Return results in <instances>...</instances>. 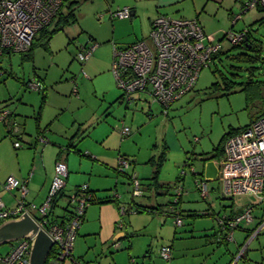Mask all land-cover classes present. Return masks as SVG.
Listing matches in <instances>:
<instances>
[{
    "label": "rangeland",
    "instance_id": "1",
    "mask_svg": "<svg viewBox=\"0 0 264 264\" xmlns=\"http://www.w3.org/2000/svg\"><path fill=\"white\" fill-rule=\"evenodd\" d=\"M123 1H86L76 10L77 22L56 32L48 42L45 37L39 41L37 39L40 36L37 37L32 57L28 58L26 55L16 53L5 54L0 60V106L11 112V117L24 134L22 145L25 148H28L27 141L30 138L35 140L36 136L38 137L35 118L42 107L44 89L47 100L41 110V127L49 128L47 138L44 137L50 143L53 144L54 140L51 139L53 136L57 137L59 145L68 144L69 139L75 138L79 125L87 122V127L83 131L90 128L91 130L87 132V135H90L86 140L79 137L75 142L90 154V158L70 154L78 158L77 169L83 165L84 174H80L75 181H79L80 176L82 181L83 177L89 173L91 168L86 163L92 165L97 163L105 168V164L101 162L106 161L102 158L100 160L96 154L97 150L91 151L89 147L92 149L91 145L98 146L95 138L102 133L106 135L108 127L117 124L114 126L117 134L116 150L120 149V152H117L116 176L120 182L114 183L117 192H112L113 197L116 196V199L122 203L124 200L134 199L132 180L119 171L120 157L128 159L129 165L125 172L128 175H135L141 183L146 184L153 181L149 179L154 176L159 158L164 154L166 159L158 181L160 184L165 183V186L172 185L170 189L172 195L171 193L158 196L154 194L153 203L163 205L164 210H168V203L174 199L172 189L175 185L183 183V181L176 182L182 176V172L186 173L183 177V187L186 192L184 199H189L188 195L195 193L191 199L196 197L195 199L201 200L200 194L195 190L192 169L199 174L197 175L199 178L206 166L207 170L209 167L208 174H212L211 181H214L218 176L214 163L221 158L216 154L220 151L218 147L222 139L230 131H242L264 112V11L256 9L244 12L242 7L245 0H179L163 8H168L167 16L174 19H198L206 36L204 43H221L223 46L221 52L223 54L217 55L213 64L203 69L195 89L174 103L166 112L161 105L153 103L149 95L134 96L137 99L135 103H133L134 100L128 103L121 98L123 93L118 88L112 72L113 49L115 46L127 47L135 43L137 39H141L143 35L148 36L150 20L153 19L154 13V16L156 15L159 0H127L126 3H130L128 7H137V11L139 9L136 18L132 21L131 19L127 21L111 19V13L116 11L118 6L124 7ZM152 11L153 13L150 14ZM239 15L241 19L233 26L234 19ZM53 29L54 25L49 28V31ZM245 29L250 30L255 43L261 49L259 60L253 65L257 68L253 73L246 70L247 67H251L250 65L230 59L242 51L233 49L226 35L232 30L240 32ZM90 38L95 40L98 47L88 62L81 63L76 56ZM92 61L90 68L89 64ZM232 67L244 70L237 71ZM106 70H110L111 75L105 72ZM217 71L225 75L227 80L222 82L221 75ZM235 74L237 76H234ZM228 81L235 83L234 93L222 95L221 90L212 87L216 82L223 85ZM30 82L39 84L41 93L27 88L25 84ZM117 99L121 100L122 105L117 102ZM106 112L111 115L110 122L105 120ZM124 128H129L130 136L121 139L120 135ZM8 137L10 141L17 140L11 134ZM99 147L103 148L104 145ZM95 157L97 159L94 160ZM101 170L103 169H96V175L92 174V176L98 179L101 176ZM205 180L210 179L205 178ZM209 184L217 187L215 182ZM79 185L82 187L87 183L80 182ZM164 190L166 191L164 188H159L161 192ZM220 200L223 201L221 196ZM244 200L246 199H236V201ZM137 201L141 202V199ZM248 201L257 204L253 197ZM145 202L150 203V200L146 199ZM223 203L230 204L231 200H224ZM121 206L127 208L126 204ZM262 208L264 203L257 204L254 216L261 214ZM66 209L71 210L68 199L64 197L59 200L54 211L57 215H62L66 213ZM122 218L119 210L116 227ZM197 219L205 220L206 218ZM144 220L136 217L134 213H129L124 216L125 223L122 230L129 233L135 226L142 225ZM174 220L175 218L159 213L151 227L145 230L143 235L134 238L136 249L141 248L139 252L142 251L140 258H136L138 264L143 262V255L151 244L155 251L160 250L161 246L172 244L175 233L181 231L180 228L175 229ZM254 227L253 223L250 228ZM240 236L242 237V234L237 233L235 237L239 239ZM102 240L99 236H92L88 242L91 251L85 258L86 262L130 264L131 252L123 250L122 241L120 242L122 250H117L114 240H109L105 247L102 246ZM189 241L188 239L187 242ZM255 241L254 245L262 244L258 245L260 249L254 250V256L250 255L253 251H248V255L241 264L257 262L263 264L261 255H264V232L259 240L257 238ZM231 244L233 245L228 243V245ZM12 245L0 247V254H7ZM156 257L158 264H167L158 256Z\"/></svg>",
    "mask_w": 264,
    "mask_h": 264
},
{
    "label": "built area",
    "instance_id": "2",
    "mask_svg": "<svg viewBox=\"0 0 264 264\" xmlns=\"http://www.w3.org/2000/svg\"><path fill=\"white\" fill-rule=\"evenodd\" d=\"M63 0H0V59L7 52L26 54L30 51L39 33L57 16ZM264 9V0H245L243 11ZM130 8H118L111 13L112 19H131ZM241 19L236 16L233 26ZM248 29L240 32L230 31L226 37L232 46L241 44L248 36ZM204 30L198 19H174L167 15L158 16L152 23L147 39L137 41L127 47L113 49L112 72L118 88L122 91V99L130 103L136 94H148L154 103L161 105L167 112L172 105L195 89L201 72L209 68L214 57L222 51V44L204 43ZM98 44L89 40L80 48L76 59L81 63L88 62ZM28 87L40 90V85L30 82ZM12 116L6 109L0 110V123H5ZM11 135L18 138L21 130L15 122ZM130 135L129 128H124L122 137ZM19 138L14 147L19 149L22 143ZM39 142L46 143L43 136ZM223 159L219 163L220 171L217 181L220 183L222 199H234L247 196L256 199L257 204L264 203V112L253 120L249 126L238 134L231 136L224 144ZM128 159L120 157L118 168L125 172ZM193 174H196L192 169ZM68 171L66 165L58 162L55 166V176L50 187L48 198L41 206L28 204L27 183L8 177L4 189L7 192L18 191L21 200L16 208H6L0 199V224L9 219L20 217L24 213L33 216L39 227L43 229L54 242L55 257L50 264H81L74 259V247L77 234L86 210L91 205L92 194H88V185L80 187L77 194L68 199V218L62 223L52 220L53 201L66 186ZM186 175L185 171L182 176ZM201 195L206 198L210 193L208 182L198 181ZM133 196L142 194V187L135 175L132 178ZM182 185L175 188L176 199L185 195ZM116 197V196H115ZM256 204V205H257ZM249 204L243 212L227 220L224 226V216L218 223L223 228L231 230L225 237L233 241V232L239 226H248L254 221L255 206ZM178 212V211H177ZM33 213L36 215L34 216ZM122 217L126 215L125 208L120 209ZM177 226L182 225L180 216L176 217ZM123 228L121 220L117 226ZM254 237L252 235L251 239ZM115 248H121L116 242ZM31 240H20L5 255L0 254V264H29ZM162 258L169 262L172 259L170 247L161 251Z\"/></svg>",
    "mask_w": 264,
    "mask_h": 264
},
{
    "label": "crops",
    "instance_id": "3",
    "mask_svg": "<svg viewBox=\"0 0 264 264\" xmlns=\"http://www.w3.org/2000/svg\"><path fill=\"white\" fill-rule=\"evenodd\" d=\"M178 1L179 0H159L157 2L156 15L154 16L155 14L154 13L153 19L150 20L149 31H151L152 23L158 16L167 15L166 12L169 11V9L168 8L163 9V8L175 4ZM126 2L127 0H124L123 1L124 7L118 6V8L121 7L130 8L132 11V17H131V21H132L134 18H136L137 14L139 13V9L137 11L136 10L137 7L136 8L128 7L130 3H126ZM152 13L153 11L150 14ZM149 34L150 32H148V36ZM148 36L143 35L141 39H137L136 41L147 39ZM5 54L10 55L9 53H5ZM92 64L93 61L90 62L89 64L90 68ZM105 72H108L110 74V70H106ZM28 84H25L27 88H28ZM38 91L41 93V89ZM141 94H145V93H141ZM136 95H140V94H136ZM133 98H134L133 103H135L137 99L135 97ZM117 102L118 103L120 102L119 104L122 105L120 99H117ZM2 108L0 106V109ZM105 115H106L105 120L110 122V118H109L111 116L110 113L106 112ZM40 118L41 119L39 123V128L36 122V126H37L36 132L38 137L36 136L35 140H32V138H30V140L27 141L28 145L27 144L26 145L28 146V148H25L22 145L21 148L16 149L14 147V142L9 140L10 137H8V135L11 134L12 127L15 123L13 117H10L9 120H7L5 123H0V199L4 202L6 208L8 209L16 208L19 204V201L21 200V195L18 191L7 192L4 189V184L8 177L12 176L18 180L25 181L27 183V188H28V193L26 195L27 203L34 204L39 207L43 205L48 198L50 187L52 185L55 176V166L58 162H61L64 165H66L68 171V175L65 182L66 188L63 191L64 196L62 198L65 197L66 199H69L70 195L75 194L76 191L79 190L81 187V185H79L80 182L87 183V185L89 184L90 190L94 192L96 197V202L90 205L91 207L90 208L88 207V209L86 210L83 224L79 229L77 235V239L74 247L75 249L74 256L75 257L77 256L76 259L85 261V258L91 251L88 242L94 235L99 236L100 239H103L101 241L103 243L102 244L103 247H105L106 244L109 243L108 242L109 240H114L113 241L114 244L116 243V241L119 242L122 241L124 247L123 250L125 249L128 251L130 250L131 252L130 257L138 258L142 251L139 252L141 248L140 250L136 249L137 245L134 238L143 235L144 231L151 227L152 223L155 221V217L158 216L159 213L166 215V217H172V218L174 217L171 214L170 208L168 210H164L163 205L153 203V197L155 195L157 196V194L155 188L148 189L149 183H146L147 184L145 186L146 188H144L146 190L145 196L138 197V199H141V202H138L137 201L138 199L136 198L134 199L131 198L127 201L124 200L123 201L124 203H122L120 200H118L117 202L110 201L113 199L112 192L113 191L117 192V188H114V183L116 182V184H118L120 182L116 176V167H117L116 158L118 156L117 152L118 153L120 152V149L116 150L117 134L114 126H117V124L110 125L109 127L111 131L108 127L106 135L102 133L100 134V136H97V138H95L97 145L98 146L104 145L103 148L101 147L98 148V146H94V145H91L92 149L89 147L91 151H94L95 149L97 150L96 154L97 157L100 158V160L103 159L104 161H106V162H101V164L103 165L105 164V168L97 163L93 165L90 163H86V165H89L91 168L89 173H87L86 176L83 177L82 181H80L82 176L79 177L80 179L79 181H75V179H77L80 174H84V173L82 170L83 165L78 169L76 168L78 158L74 155L70 156V154L72 153H69L66 149L67 146L70 144V140L73 137L69 139L68 144L64 146L59 145V142L57 141V137H53V136L51 137V139L54 140L52 141L53 144L50 143L49 140L46 139L47 138L46 136L49 133V128L41 127L42 111ZM86 125L87 122L79 125V128L77 129V134L75 135L76 137L73 140V144L77 147V149L81 153H83V156L80 157L90 158L89 157L90 154H88L87 151L83 150V148L81 149L80 146L75 142L76 139L79 137H81L82 140H86L87 137L90 135V134L87 135V132H89L90 128L89 129L87 128L85 131H83V129L87 127ZM21 134L22 135H20L17 139L20 138L21 143H23L24 134L23 133ZM39 136L46 137V138L44 137L46 140L45 144L37 141ZM121 139H126V138H122L121 136ZM217 155H220L221 158L219 161L214 163L215 164L214 167L215 170L217 169L219 176V171H220L219 163L223 159L224 153L221 154L217 153L216 156ZM97 157L93 159L95 160L97 159ZM96 169H103L101 170V176L98 179H95L96 177L92 176V174L96 175L95 174ZM208 173H209V167L207 170V166H206V168L203 170L199 178H197V175L199 174L196 173L193 175L194 185L196 186L195 190H197L198 193L200 194L201 200L195 199L196 197L191 199V196L194 195L195 193L189 194L188 195L189 199L187 198L186 200L185 199L183 200L182 209L185 211L186 216L184 218L183 225L180 227L176 226L174 220L175 229L180 228L181 231L179 233H175V238L178 239L174 238L172 244L168 245L172 247L173 259L170 262L165 261L167 264H241L242 260H244L248 255L249 253L248 251L254 252V250H259L260 249L259 246L262 245V244L260 245V243L256 245L254 244L256 243L255 240L257 238L259 240L260 235L264 232V208H262L263 210L261 214H259L258 216L257 215L254 216V221L250 225L248 226L245 225L246 229H240L233 232V241L230 242L226 240V243H223L222 240H219L220 235L219 234L217 235V233L219 232L218 231L219 223L217 222L218 216L229 215L236 212H242L247 205L253 203H250L248 201L252 197L242 196L231 199L230 204H224L223 201L225 199L221 201L219 196L220 183L217 181L218 176L214 181H211V179H213L212 174L210 175ZM204 176H206L205 178H209L210 180H205ZM202 180L208 182V185L210 186V193L209 196L206 198H204L201 195L200 190L198 188L197 182L198 181L200 182ZM210 182L217 183V187L215 188L212 185H210L209 184ZM183 183H184V179H183ZM161 185L165 186V183L161 182ZM163 192H165V190ZM159 193H161V191ZM145 198L149 199L150 203H146ZM242 198L246 200L236 201V199L241 200ZM132 203L133 204L135 203L136 205H140L141 207H148V208L158 206L160 207L161 211L159 213H151L146 211H143L141 213L133 212L134 215H136V217L145 220L143 221V223H141L142 225L135 226V228L128 233L125 232L124 230H119L116 227V222L118 221V216H119L118 205L126 204L127 208H129L130 204ZM132 208L136 209L134 205L132 206ZM54 209L51 214L52 218L54 217L60 220V218L65 216L64 214L57 215ZM206 211H211V213H213V216L205 217L206 218L205 220L194 218V216L202 215V213ZM34 214L35 213H33V215ZM253 223L255 227L251 229L250 226ZM250 230H255L254 231L255 233L252 234L254 235V237L251 239L252 237L251 236L249 240L246 241L247 235ZM237 233H241L242 237L240 236V238L237 239L235 237ZM126 235L131 236L129 243L127 239H124ZM188 239L190 240L189 242H187ZM228 243H233V245L232 244L228 245ZM234 243H236L235 246ZM162 247L163 246H161V248ZM12 248L13 245L9 248V251ZM160 250L155 251L154 248H152V244H151L146 249V252L143 255V258L144 256L149 255L147 256L149 259L147 258H146L147 260L144 259L143 263L158 264V262H156L157 259L156 256L161 258ZM253 252L250 254L251 256H254L255 252L254 253ZM261 256H262L261 257V262H262L264 261V255L262 254ZM162 261L164 260L162 259ZM66 264H70V263H66ZM256 264H259V262H257Z\"/></svg>",
    "mask_w": 264,
    "mask_h": 264
},
{
    "label": "trees",
    "instance_id": "4",
    "mask_svg": "<svg viewBox=\"0 0 264 264\" xmlns=\"http://www.w3.org/2000/svg\"><path fill=\"white\" fill-rule=\"evenodd\" d=\"M86 1H88V0H63V4H62V6H61V9H60V11L58 12V14H57V16L55 17V19L47 26V27H45L40 33H39V35L38 36H40V38H36L38 41L39 40H42L43 39V37H45V39H47V41L46 42H48L50 39H52V37L54 36V34L56 33V32H58V31H60V30H63L66 26H68V25H70V24H72V23H74V22H77V19H76V10H77V8L82 4V3H84V2H86ZM242 9H243V7H242ZM257 10H260V11H264V9H261V8H258ZM54 25V29H53V31H49V28L51 27V26H53ZM248 31H249V33H248V36H247V38L241 43V44H239V45H237V46H233V49H240L241 51H242V53H240V54H238L237 56H233V57H230V59H232V60H234V59H236V61H238L239 63H242V64H247V65H250L251 67H247L246 68V70H248V72H250V73H253V72H255L256 71V69L257 68H255V67H253V65L259 60L258 58H259V56H260V54H261V49H260V46L259 45H257L255 42V40H254V38L252 37V35H251V32H250V30L248 29ZM37 36V37H38ZM90 40H92V41H95V40H93L92 38H90ZM35 45H36V43H34L33 44V46H32V48L30 49V51L28 52V53H26V54H23V55H26V57H28L29 58V56L30 57H32L33 55H34V48H35ZM222 52V51H221ZM219 53L218 54V56L219 55H222L223 53ZM7 53H9V54H11V52H7ZM217 55L214 57V60L218 57ZM1 60V59H0ZM233 69H235V70H237V71H242V70H244V69H242V68H234V67H232ZM221 76V79H222V82L223 81H225V80H227V78H226V76L225 75H223L220 71H217ZM234 76H237L236 74L234 75ZM234 85H235V83H232V82H230V81H228V82H225V83H223V85H221V83L220 82H216L215 84H213V89H216V90H221V94L222 95H228V94H231V93H234ZM44 91H45V89H44ZM42 92V101H41V103H42V107H41V109H40V111H39V113H38V115H37V117L35 118V120H36V122H37V125H38V128H39V123H40V116H41V110H42V108L44 107V104L46 103V99H47V94L45 93V92ZM192 92V91H191ZM190 92V93H191ZM188 95V94H187ZM122 98V97H121ZM244 130V129H243ZM237 131V132H236ZM241 130H233V131H230L228 134H226L225 135V137L222 139V141H221V143L219 144V147H218V150H220L218 153H223L224 151H223V148H224V144H225V142L231 137V136H233V135H236V134H238L239 132H240ZM22 133V132H21ZM22 135V134H21ZM130 136V135H129ZM128 136V137H129ZM40 137V136H39ZM76 137V136H75ZM128 137H122V138H128ZM17 139V138H16ZM75 138L73 137L71 140H70V144L67 146V151L69 152V153H75V154H77V155H79V156H83V153H81L78 149H77V147L73 144V140H74ZM18 140V139H17ZM21 141V140H20ZM37 141H39V138H38V140ZM40 143H42V142H40ZM43 144H45V143H43ZM165 159H166V155H161V157L159 158V161H158V164H157V166H156V170H155V173H154V176L150 179V180H153L152 182H150L149 183V185H148V189H154L155 188V190H156V194H157V196L158 195H169L170 193H171V188L173 187L172 185H168V186H164V185H161L160 183H159V181H158V176H159V174H160V172H161V168H162V166H163V164H164V161H165ZM123 174L124 175H126V176H128L131 180H132V178H133V174H131V175H128L126 172H123ZM183 176H180L179 178H178V180L176 181V182H182L183 181ZM139 180V179H138ZM6 182V181H5ZM139 183H140V185H141V187H142V194H141V196H139V197H143V196H145V189L144 188H146L145 186L147 185V184H143V183H141V181L139 180ZM179 185H182L183 186V183H179ZM176 186H178V184L177 185H175V187L172 189V190H174V194H173V197H174V199L172 200V201H170L169 203H168V206H169V208H170V210H171V214L173 215V217L175 218V221H176V217L177 216H180L181 218H182V220L184 221V218H185V216H186V214H185V211L182 209V203H183V200H184V196H182V197H179L178 199H176V194H175V188H176ZM159 188H164V189H166V191L165 192H161V193H159L160 191H159ZM79 192V190H77L76 191V193L75 194H77ZM132 192H133V190H132ZM88 194H92V200H91V205L92 204H94L95 202H96V197H95V194H94V192L93 191H91L90 190V188L88 189ZM171 195H172V193H171ZM64 196V193H63V190L59 193V195L54 199V201H53V207L55 208L56 206H57V204H58V201L62 198ZM117 197H113V199L112 200H110V201H112V202H117L118 201V199H116ZM133 198H138V197H135V196H133ZM27 202V201H26ZM134 205V207L136 208V209H134V208H132V206ZM118 207H119V210L121 209V208H125V207H122L120 204L118 205ZM53 208V209H54ZM143 211H146V212H151V213H159L160 211H161V209H160V207H150V208H148V207H141L140 205H136L135 203L133 204H130V207L129 208H125V213H126V215L127 214H129V213H133V212H138V213H141V212H143ZM178 211V212H177ZM53 212V211H52ZM52 212H51V214H52ZM68 212H71L70 210H68L67 211V209H66V213L64 214L65 216H63L62 218H60V220L59 219H56V218H52V220L54 221V222H56V223H62V222H64V220H66V219H69L68 218ZM243 212V211H242ZM241 212H236V213H232V214H229V215H221V216H218V218H217V222H219L224 216H226V219L224 220L225 222H224V226L227 224V220H229V219H231V218H233L235 215H238V214H240ZM51 216V215H50ZM210 216H213V213H211V211H206V212H203L202 213V215H198V216H194V218L195 219H197V218H205V217H210ZM85 217V216H84ZM84 220V219H83ZM122 221H123V223H125V221H124V217L122 218ZM176 224V223H175ZM182 225H183V223H182ZM182 225H180V226H182ZM219 225V229H218V233H217V235L219 234L220 236H219V240H222V242L223 243H226V236L228 235V233L230 232V230H231V228L230 227H226L225 229L223 228V224H218ZM177 226V225H176ZM179 226V227H180ZM124 228V227H123ZM123 228H118L119 230H122ZM240 229H246L245 228V226H243V225H241V226H239L238 228H236L234 231H237V230H240ZM255 230H250L249 231V233H248V235H247V238H246V241L247 240H249V238L252 236V234L253 233H255L254 232ZM79 232V231H78ZM78 235V234H77ZM130 238H131V236L130 235H126L125 236V238L124 239H127V241H128V243H129V241H130ZM116 242H118V243H120L119 241H116ZM76 243V242H75ZM120 245H121V243H120ZM121 247H122V245H121ZM164 247H170L171 248V250H172V247L171 246H163L162 248H164ZM162 248H161V250H160V256H161V258H162V255H161V251H162ZM118 250H122V248H120V249H118ZM149 253V252H148ZM55 254H56V250L55 249H53L52 251H51V253H50V255H49V257H48V260H47V263L46 264H50V262H51V260L55 257ZM147 256H149V255H146V256H144V258L143 259H146V258H148ZM242 258H243V256H242ZM74 259H75V261L76 262H78V263H81V264H92L91 262H86V261H81V260H79V259H76V257L74 256ZM163 259V258H162ZM172 259H173V250H172ZM171 259V260H172ZM164 260V259H163ZM170 260V261H171ZM164 261H166V260H164ZM169 261V262H170ZM138 261L136 260V258H131V261H130V264H138L137 263ZM167 262V261H166ZM140 264H144L143 262H141Z\"/></svg>",
    "mask_w": 264,
    "mask_h": 264
},
{
    "label": "water",
    "instance_id": "5",
    "mask_svg": "<svg viewBox=\"0 0 264 264\" xmlns=\"http://www.w3.org/2000/svg\"><path fill=\"white\" fill-rule=\"evenodd\" d=\"M20 240H31L29 264H46L54 242L28 213L0 224V247Z\"/></svg>",
    "mask_w": 264,
    "mask_h": 264
}]
</instances>
